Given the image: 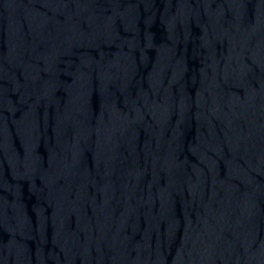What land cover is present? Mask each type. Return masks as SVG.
<instances>
[{
    "label": "water",
    "instance_id": "1",
    "mask_svg": "<svg viewBox=\"0 0 264 264\" xmlns=\"http://www.w3.org/2000/svg\"><path fill=\"white\" fill-rule=\"evenodd\" d=\"M0 264H264V0H0Z\"/></svg>",
    "mask_w": 264,
    "mask_h": 264
}]
</instances>
